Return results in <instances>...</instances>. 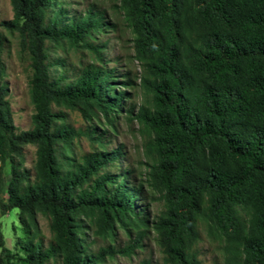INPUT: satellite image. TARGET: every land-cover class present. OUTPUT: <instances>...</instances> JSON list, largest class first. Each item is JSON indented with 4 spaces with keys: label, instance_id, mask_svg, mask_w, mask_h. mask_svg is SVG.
Here are the masks:
<instances>
[{
    "label": "trees",
    "instance_id": "trees-1",
    "mask_svg": "<svg viewBox=\"0 0 264 264\" xmlns=\"http://www.w3.org/2000/svg\"><path fill=\"white\" fill-rule=\"evenodd\" d=\"M115 2L132 35L144 96L127 120L141 127L146 183L162 211L149 221L146 206L135 205L142 185L129 186V171L105 170L121 149L106 151L94 131L72 129L51 109L109 125L119 112L127 93L112 87L114 70L101 66L104 46L95 42L108 26L102 14L67 17L59 0H10L13 20L2 25L27 51L34 113L32 128L16 133L0 39V217L16 210L21 232L15 252L0 232V264H105L130 257L148 230L163 264H199L201 230L219 244L222 264H264V0ZM45 42L86 50L96 64L71 81L62 71L51 79ZM80 136L99 149L76 158L71 145ZM25 145L36 149L32 179ZM38 215L51 234L45 248L36 241ZM117 231L127 238L121 248L114 246ZM89 232L106 246L91 251Z\"/></svg>",
    "mask_w": 264,
    "mask_h": 264
},
{
    "label": "rangeland",
    "instance_id": "rangeland-1",
    "mask_svg": "<svg viewBox=\"0 0 264 264\" xmlns=\"http://www.w3.org/2000/svg\"><path fill=\"white\" fill-rule=\"evenodd\" d=\"M66 16H81L88 10L93 9L102 14L103 22L108 24L104 31L96 34L95 42L104 46L101 66L114 70L113 75L116 82L113 88L117 91L127 93V97L120 103V110L114 114L111 125L103 119L93 118L85 120L78 110H68L52 106V112L63 114L65 123L74 130L94 131V137L99 136L106 151L121 149L122 155L117 162L108 166L105 170L110 174H120L129 171V186L142 185L140 196L136 199V206H146L145 214L149 221L162 211V203L158 200V194L146 183L147 170L150 160L145 154L144 137L140 125L127 117L136 113L138 108L144 104V96L139 89L140 68L133 60L131 39L132 35L125 27L121 14L117 11L115 0H59ZM13 20V11L10 0H0V39L2 42L1 59L4 65V77L2 83L7 87V101L10 107L11 118L16 133L29 131L32 128L31 117L34 113L29 98L28 80L30 77L29 59L27 51L19 46L17 32H10L3 27V23ZM47 61L50 67V78L54 79L60 71L65 76V81L74 79L79 71L86 66L95 65L90 53L81 48H69L64 44L55 45L45 42ZM56 63L62 64L63 68L58 69ZM100 65V64H99ZM130 80L128 86L120 82ZM132 110L131 114L127 111ZM95 129V130H93ZM23 166L29 172L31 179L34 176L35 147L25 145L22 148ZM71 149L76 158L83 154L99 149L95 143L88 141L84 136L75 137ZM8 167L3 169L1 197L6 198L5 188L8 180ZM16 210H11L0 217V232L3 237L4 246L16 251L15 243L21 237L20 227L16 220ZM38 235L36 241L41 243L43 248L51 242V234L48 229V222L42 216L36 219ZM89 247L96 251L99 247L106 246V243L88 233ZM127 244V238L121 231L116 232L114 246L123 247ZM140 248L134 250L130 257L115 256L112 261L105 264H163L162 255L156 244L153 231L148 230L140 241ZM195 249L199 264H222V256L219 244L208 238L203 230L200 231V239Z\"/></svg>",
    "mask_w": 264,
    "mask_h": 264
}]
</instances>
